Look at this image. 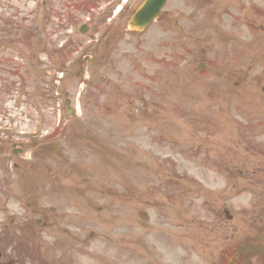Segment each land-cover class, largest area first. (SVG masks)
Segmentation results:
<instances>
[{
  "label": "rangeland",
  "instance_id": "374dc122",
  "mask_svg": "<svg viewBox=\"0 0 264 264\" xmlns=\"http://www.w3.org/2000/svg\"><path fill=\"white\" fill-rule=\"evenodd\" d=\"M74 1L66 2L63 18L56 6L46 21L43 0H0V141L8 150L23 143L25 152L13 161L31 163L6 169L0 157V229H11L12 219L25 214L21 197L6 201L18 189L33 196L25 203L39 218L49 180L56 187L82 184L77 201L84 217L98 216L99 226L98 237L83 248L82 264H143V256L159 264L154 255L160 264L198 263L206 248L213 250L222 205L243 215L259 203L264 212V149L250 148L264 145V0L208 5L207 17L210 7H221L220 21L203 20L204 31L197 20L193 26L169 19L183 3L168 0L164 20L131 33L116 60L105 57L111 49L100 48L93 61L62 74L55 66L76 44L63 54L59 44L72 38L70 25L85 10L71 8ZM95 1L87 0L89 9ZM183 5L197 15L202 9L198 18L206 10ZM30 21L32 33L19 36ZM194 113L207 121L197 123ZM237 221L241 232L250 227L245 218ZM92 224L95 219H84V238Z\"/></svg>",
  "mask_w": 264,
  "mask_h": 264
},
{
  "label": "flooded vegetation",
  "instance_id": "af4514ba",
  "mask_svg": "<svg viewBox=\"0 0 264 264\" xmlns=\"http://www.w3.org/2000/svg\"><path fill=\"white\" fill-rule=\"evenodd\" d=\"M130 2V0H110L108 4H105V11L107 16H112L113 18L115 15L118 13L115 9L122 10L120 14H118V23L115 25H120L124 24L125 18L127 16V12L129 11V5L126 7V5H122L123 2ZM108 6V7H107ZM49 11L53 9V5L49 6ZM124 30V29H123ZM112 35L113 39L116 37L115 33V28L112 30ZM19 150V149H18ZM15 152L17 150H14ZM13 168H17L18 164L14 163L12 165ZM48 194L47 197L49 200L46 202V205L44 207V219L42 222V227L45 229V231L48 233L49 239H54V240H49L45 242L44 244V250L46 254V258L44 261V264H75L74 261L76 262V259L73 257L74 255H78L82 253L81 248H79V236H78V231L82 228V226H78V221L81 219L82 216L75 214V215H69L67 212V206H74L73 204H69L68 202H60V203H55L54 201H51L54 196H58L59 199L63 198L64 201H73V196L68 195L67 193H64L62 195L60 193V190L55 187L51 182L48 184ZM69 198V200H68ZM23 207L26 208L27 212H29V205L27 204ZM36 212H34L35 214ZM28 214V213H27ZM33 213L29 217V219L25 220L26 223H23L18 229H20L23 233H28L29 231L34 230L36 224L41 222V220H34L32 217ZM81 224V222H80ZM73 225H76L73 227ZM65 234V236H63ZM70 235L71 238L75 239V243H68V241L65 240L67 239V235ZM15 239L18 240V237L15 234ZM56 239L58 241H56ZM15 249L13 251V262L17 264H21L19 262H23V254L28 253V251H21L18 249V245L26 248H30V244L26 241L22 242H16L11 244ZM0 246L2 249H6L8 247H11L10 244H6L5 242H0ZM37 246V245H35ZM253 252L257 256H264V244H260L259 242H252L251 243ZM227 248L222 249L221 253L223 255L222 259H220L219 264H229L230 261H233V259L229 258L227 256ZM242 259V258H241ZM1 260H5V255L3 252H1ZM74 260V261H73ZM247 262L245 264H259L260 260H257L255 258H247ZM239 264V263H237Z\"/></svg>",
  "mask_w": 264,
  "mask_h": 264
},
{
  "label": "water",
  "instance_id": "95a60500",
  "mask_svg": "<svg viewBox=\"0 0 264 264\" xmlns=\"http://www.w3.org/2000/svg\"><path fill=\"white\" fill-rule=\"evenodd\" d=\"M166 0H148L137 12L131 26L138 29L145 28L156 16L160 15V8Z\"/></svg>",
  "mask_w": 264,
  "mask_h": 264
}]
</instances>
